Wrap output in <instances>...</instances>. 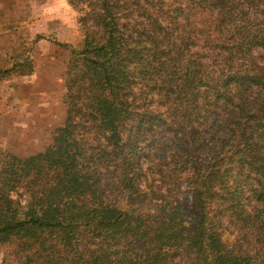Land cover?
Returning a JSON list of instances; mask_svg holds the SVG:
<instances>
[{
    "label": "trees",
    "instance_id": "16d2710c",
    "mask_svg": "<svg viewBox=\"0 0 264 264\" xmlns=\"http://www.w3.org/2000/svg\"><path fill=\"white\" fill-rule=\"evenodd\" d=\"M67 2L65 119L44 151L0 150V243L19 264H264V0Z\"/></svg>",
    "mask_w": 264,
    "mask_h": 264
},
{
    "label": "rangeland",
    "instance_id": "374dc122",
    "mask_svg": "<svg viewBox=\"0 0 264 264\" xmlns=\"http://www.w3.org/2000/svg\"><path fill=\"white\" fill-rule=\"evenodd\" d=\"M77 14L67 0H0V68L17 56L32 66L0 80V150L24 158L51 146L65 119L71 47L81 38ZM19 262L0 243V264Z\"/></svg>",
    "mask_w": 264,
    "mask_h": 264
}]
</instances>
